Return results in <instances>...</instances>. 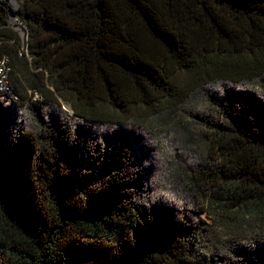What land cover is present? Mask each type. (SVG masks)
I'll list each match as a JSON object with an SVG mask.
<instances>
[{"label":"trees","instance_id":"obj_1","mask_svg":"<svg viewBox=\"0 0 264 264\" xmlns=\"http://www.w3.org/2000/svg\"><path fill=\"white\" fill-rule=\"evenodd\" d=\"M2 57L20 98L123 125L207 80L264 87V0H0ZM252 109H223L201 136L192 221L148 204L122 131L96 141L38 115L32 129L0 124V264H264V248L237 242L205 255L220 233L256 232L264 247V103Z\"/></svg>","mask_w":264,"mask_h":264},{"label":"rangeland","instance_id":"obj_2","mask_svg":"<svg viewBox=\"0 0 264 264\" xmlns=\"http://www.w3.org/2000/svg\"><path fill=\"white\" fill-rule=\"evenodd\" d=\"M17 31L22 33L20 28ZM31 100L34 99L28 94L22 98L18 96L17 100L0 97V124L13 132L32 129L40 116L60 121L71 134L96 141L115 137L122 131L145 171L148 204L164 207L174 215L181 214L192 221L195 220L192 212L196 199L190 194L189 184L203 154L205 140L201 136L207 133L213 120L221 119V112L227 107L242 103L249 105L251 110L253 105L262 108L264 87L258 80L250 79L240 82L207 80L194 85L187 96L173 105H162L156 111L137 114L123 125L70 119L64 116V112L72 115L65 103L36 104ZM198 216L205 223H212L205 212L199 211ZM236 242L254 251L264 248L256 232L240 237L220 233L215 242L209 241L205 250L206 262L215 263L218 256L226 257Z\"/></svg>","mask_w":264,"mask_h":264},{"label":"built area","instance_id":"obj_3","mask_svg":"<svg viewBox=\"0 0 264 264\" xmlns=\"http://www.w3.org/2000/svg\"><path fill=\"white\" fill-rule=\"evenodd\" d=\"M10 21L13 23V21H15V18L10 17ZM17 28H19V27H17ZM20 35L23 36V31ZM7 61L8 60L6 57L0 58V97H6L8 99L17 100L18 95L13 90V88L10 85L9 80H8L9 71H10L9 67L10 66H8ZM31 98L32 99H39L40 96L33 93Z\"/></svg>","mask_w":264,"mask_h":264}]
</instances>
